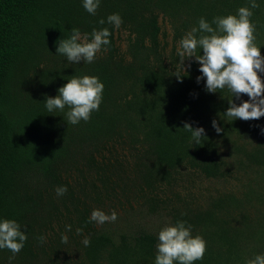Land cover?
Instances as JSON below:
<instances>
[{"label":"trees","instance_id":"16d2710c","mask_svg":"<svg viewBox=\"0 0 264 264\" xmlns=\"http://www.w3.org/2000/svg\"><path fill=\"white\" fill-rule=\"evenodd\" d=\"M256 2L264 55V0ZM242 6L249 0H100L92 15L83 0H0V220L27 235L14 259L0 249V264H155L158 232L177 221L206 241L194 264L264 254V117L228 121L231 93L208 92L195 58L183 66L177 55L201 17L211 23ZM113 13L118 29L107 22ZM73 28H108L110 44L90 64L70 63L57 48ZM84 75L104 84L99 110L75 125L67 106L49 113L46 97ZM186 122L205 129L201 144ZM94 209L118 218L97 225Z\"/></svg>","mask_w":264,"mask_h":264},{"label":"clouds","instance_id":"9594fccd","mask_svg":"<svg viewBox=\"0 0 264 264\" xmlns=\"http://www.w3.org/2000/svg\"><path fill=\"white\" fill-rule=\"evenodd\" d=\"M249 4L250 6L240 7L236 14L214 17L211 23L201 17L198 27L187 31L177 45V55L183 66L186 59L193 57L199 63L202 75L197 77V82L206 78L208 92L227 89L231 93V98L228 99L230 106L224 112L228 121H249L264 117V78L260 75L264 73V55L255 43V25L251 20L254 14L252 9L260 5L256 0H249ZM99 5L100 0H83V7L92 15L96 14ZM107 22L118 29L122 18L118 13H113L107 17ZM100 23L104 24L105 21L101 19ZM213 24L216 25L215 28ZM110 36L108 28L93 29L91 34L73 28L70 38L58 42L57 54L65 56L70 63L79 64L83 61L90 64L110 44ZM198 49L203 54L201 51L198 53ZM176 76L181 80L183 78L179 74ZM103 90L104 84L96 76H73L58 89L57 96L46 97L45 107L49 113H53L56 110L63 112L67 106L68 124L75 125L81 120L87 122L92 112L99 110ZM244 94L249 99L236 104L233 97ZM212 126L217 134L224 131L216 120L212 121ZM183 129L191 133L194 145L201 144V139L206 136L203 127L194 128L191 123L186 122ZM55 191L57 196H63L67 192V186H58ZM117 218L115 210L107 214L103 210L94 209L89 220L103 225L115 222ZM71 227L67 225L66 230L71 231ZM76 231L78 235L83 233L80 228ZM40 239L43 242L45 237ZM26 240L27 235L17 221L0 220V249H8L13 253L10 260L22 250ZM62 242H68L67 235L62 234ZM82 243L89 246L90 239L85 236ZM206 247V241L199 235L193 236L191 226H186V222L168 224L158 232L155 264H194L203 259ZM246 264H264V254L256 255L247 260Z\"/></svg>","mask_w":264,"mask_h":264},{"label":"rangeland","instance_id":"374dc122","mask_svg":"<svg viewBox=\"0 0 264 264\" xmlns=\"http://www.w3.org/2000/svg\"><path fill=\"white\" fill-rule=\"evenodd\" d=\"M204 183H205V181H204ZM202 184V183H201ZM203 185H205V184H203ZM200 187H198V189H199Z\"/></svg>","mask_w":264,"mask_h":264}]
</instances>
